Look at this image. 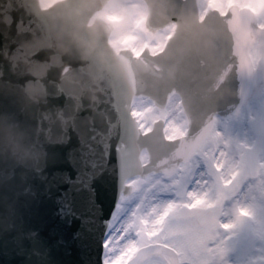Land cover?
Masks as SVG:
<instances>
[{
	"label": "water",
	"instance_id": "95a60500",
	"mask_svg": "<svg viewBox=\"0 0 264 264\" xmlns=\"http://www.w3.org/2000/svg\"><path fill=\"white\" fill-rule=\"evenodd\" d=\"M106 1L56 4L76 33L92 41L88 70L102 72L99 90L78 102L75 118L64 110L69 104L55 73L45 80L43 68L24 87L49 100L48 108L25 111L15 96L0 95V136L8 135L14 154V137L21 130L26 137L22 156L0 162V264H102L107 220L120 193H130L125 181L148 174L179 147L180 139L164 140L161 124L149 134L138 131L129 115L134 95L162 106L175 89L192 139L215 115L235 114L263 91L264 63L242 70L226 18L210 11L198 22L199 0H143L149 30L172 22L176 28L162 53L144 50L138 58L129 51L114 55L106 45L110 24L85 25ZM46 13L37 0H0V27L27 35ZM144 149L149 163L142 167Z\"/></svg>",
	"mask_w": 264,
	"mask_h": 264
},
{
	"label": "snow or ice",
	"instance_id": "6c2138e0",
	"mask_svg": "<svg viewBox=\"0 0 264 264\" xmlns=\"http://www.w3.org/2000/svg\"><path fill=\"white\" fill-rule=\"evenodd\" d=\"M210 10L226 18L233 51L242 70L251 71L264 63V0H204L201 18ZM106 19L115 24L121 18L108 16ZM143 25V14H137L131 20L130 32L116 41L118 49L130 51L134 57H139L145 49L152 55L160 52L168 36H150ZM172 28L168 29L169 33ZM139 34L145 39L138 43ZM132 104L131 115L144 134L153 132L152 124L167 113L165 110L161 116L154 115L153 107L136 99ZM164 123V140L184 137L186 126H171L168 119ZM226 149L227 144L209 121L196 137L180 139L175 152L159 160L146 176L129 182L133 192L142 189L139 203L127 218L118 221L115 234L105 241L104 247L110 253L105 264H219L223 249L215 241L220 205L235 192L242 176H260L264 172V163L252 156H242L239 164H232ZM141 160L147 163L146 156L142 155ZM189 184L195 187L185 191ZM170 190L184 199L152 202L150 194L165 195ZM238 214L249 215L243 208L238 209ZM222 227L227 229L231 225ZM121 233L123 246L116 254L114 242Z\"/></svg>",
	"mask_w": 264,
	"mask_h": 264
},
{
	"label": "rangeland",
	"instance_id": "374dc122",
	"mask_svg": "<svg viewBox=\"0 0 264 264\" xmlns=\"http://www.w3.org/2000/svg\"><path fill=\"white\" fill-rule=\"evenodd\" d=\"M53 0H41L43 5L52 3ZM202 9H204V0L202 1ZM107 12L111 16L120 17V22L116 23V31L112 37V44L118 47V41L125 34L121 31L124 26L131 30V20L137 14H143V5L138 0H114L107 8ZM168 32L158 33L155 36H168ZM149 35V34H148ZM152 36V35H150ZM155 41H149L154 44ZM142 101L145 106L153 107L146 100ZM154 108V107H153ZM167 113L163 116L168 119L169 124L174 127L185 126V119L180 114V108L176 98L171 100L167 107ZM156 111L154 115H156ZM160 114V115H161ZM214 128L220 134V138L227 144V155L232 164H239L242 156H252L259 163H264V99L257 106H253L245 112L238 120L229 124L220 120L216 121ZM205 166H202L204 170ZM164 177V180H167ZM163 182V181H162ZM194 185H186L185 191H191ZM141 190L132 199L125 201L117 209L110 234H115V228L119 227L118 221L121 218H127L131 209L135 208L139 203ZM264 191V172L260 176H242L235 192H232L224 199L220 205L217 214L216 228V244L223 249V255L219 264H256L264 258V197L258 192ZM152 202L155 204L166 203L168 201L179 202L182 197L178 192L170 190L165 195L150 194ZM214 195V193H213ZM245 196L250 199L249 215L240 216L238 209L243 208ZM185 199L187 197L185 196ZM246 209V208H243ZM257 217H261L260 221ZM257 222V223H256ZM256 223V224H255ZM229 224L231 227L223 228L222 225ZM123 233L116 237L114 247L116 254H119V248L123 246ZM106 260L110 258V253L106 250Z\"/></svg>",
	"mask_w": 264,
	"mask_h": 264
},
{
	"label": "clouds",
	"instance_id": "9594fccd",
	"mask_svg": "<svg viewBox=\"0 0 264 264\" xmlns=\"http://www.w3.org/2000/svg\"><path fill=\"white\" fill-rule=\"evenodd\" d=\"M59 12L58 5L48 9L37 21V29L27 35L15 32L8 25L0 27V95L15 96L25 111L48 108L49 100L29 93L24 87L43 68L45 80L55 73V85L69 104L64 110L75 118L78 102L93 98L99 90L102 72L95 67L94 71L88 70L94 58L91 39L77 34ZM121 31L127 35L129 27L124 26ZM139 35L138 43L145 39L143 34ZM67 65L80 70L65 72ZM25 138L22 130L14 137L18 146L14 154L8 135L0 136V162L8 163L22 156L20 145Z\"/></svg>",
	"mask_w": 264,
	"mask_h": 264
},
{
	"label": "bare ground",
	"instance_id": "6f19581e",
	"mask_svg": "<svg viewBox=\"0 0 264 264\" xmlns=\"http://www.w3.org/2000/svg\"><path fill=\"white\" fill-rule=\"evenodd\" d=\"M108 10H104V11H102L101 13H99V15L102 17V16H105V17H108V16H111L110 15V13H108L107 12ZM140 100V99H139ZM256 101V100H255ZM261 101H262V99L261 100H257L256 101V103L255 104H253L252 106H253V108H254V106H257V105H259L260 103H261ZM251 106V107H252ZM243 110H245L243 113H245V112H247L248 111V109H243ZM159 114V113H158ZM131 182V181H130ZM129 183V182H128ZM259 193V195L260 196H262V197H264V191L263 192H258ZM250 199H249V197H247V196H245V198H244V205H245V207L243 206V208H246V209H251L250 208ZM114 219H115V216H114V218H113V220H111L112 222H111V225L113 224V222H114ZM257 219H259L260 221L262 220V218L261 217H257ZM257 223V222H256ZM255 223V224H256ZM111 227V226H110Z\"/></svg>",
	"mask_w": 264,
	"mask_h": 264
}]
</instances>
